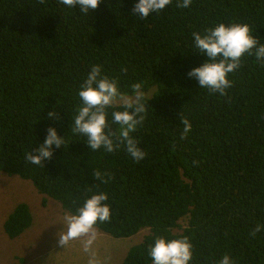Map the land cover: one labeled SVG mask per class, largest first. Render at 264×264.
Returning a JSON list of instances; mask_svg holds the SVG:
<instances>
[{
  "label": "trees",
  "instance_id": "obj_1",
  "mask_svg": "<svg viewBox=\"0 0 264 264\" xmlns=\"http://www.w3.org/2000/svg\"><path fill=\"white\" fill-rule=\"evenodd\" d=\"M134 2L101 0L83 13L61 0H0V172L31 181L65 211L107 192L112 218L98 231L115 239L149 232L123 264H151L156 235L187 236L192 264H217L224 255L264 264V229L253 234L264 225V61L246 54L226 94L188 75L207 60L194 51L193 32L247 23L264 44V0H193L190 9L172 0L146 18L133 12ZM93 65L127 95L142 83L147 112L133 134L146 153L139 163L123 147L93 151L86 136L71 132L77 92ZM113 110L122 105L108 109L116 131ZM182 117L192 124L186 137ZM50 127L64 145L34 165L26 156ZM32 224L29 205L20 203L5 233L16 239Z\"/></svg>",
  "mask_w": 264,
  "mask_h": 264
},
{
  "label": "clouds",
  "instance_id": "obj_2",
  "mask_svg": "<svg viewBox=\"0 0 264 264\" xmlns=\"http://www.w3.org/2000/svg\"><path fill=\"white\" fill-rule=\"evenodd\" d=\"M172 0H135L133 12L138 17L146 18L152 13L165 10ZM69 8L79 7L83 13L97 9L101 0H61ZM193 0H177L181 9H190ZM194 51L207 57L205 63L192 68L188 75L198 81L199 88L212 93L226 94L232 87L233 81L229 74L241 66L246 54L254 53L257 60L264 61V44L253 34L247 23L220 22L206 29L203 33L193 32ZM102 65H93L86 78L79 87L77 95L80 103L72 115L71 132L86 136L87 145L93 151L112 153L123 147L137 163L142 161L146 153L138 146L133 135L142 123L147 112L145 104L146 93L142 83L131 85L132 95L128 96L120 90L116 78L105 75ZM117 98L122 99V110L111 111V122L118 125L116 131L109 128L108 109L113 108ZM149 102V101H148ZM55 111L49 113L55 118ZM182 135L187 136L192 130V124L182 117ZM65 136H61L55 127L47 130L44 143L34 151L27 154L26 159L34 164H43V161L53 156V146L59 148L64 145ZM99 177L100 173H96ZM107 192L97 191L87 196L73 211L64 212L60 224L62 229L58 232L59 243L66 246L68 242L80 237H87L83 241L84 251L90 252L96 239V226L98 223L108 222L112 218V207L107 201ZM264 229V225L257 224L255 232ZM148 256L151 264H192L194 248L187 236L169 238L156 235L148 245ZM90 264H95L91 261ZM217 264H236L230 255H224Z\"/></svg>",
  "mask_w": 264,
  "mask_h": 264
},
{
  "label": "rangeland",
  "instance_id": "obj_3",
  "mask_svg": "<svg viewBox=\"0 0 264 264\" xmlns=\"http://www.w3.org/2000/svg\"><path fill=\"white\" fill-rule=\"evenodd\" d=\"M123 102L117 98L114 106ZM20 203L29 205L33 224L20 237L10 239L4 224ZM64 212L59 202L40 194L31 181L0 172V264H123L129 250L149 233L145 229L131 238L115 239L96 229V239L86 253L83 241L87 237L60 245L57 234Z\"/></svg>",
  "mask_w": 264,
  "mask_h": 264
}]
</instances>
